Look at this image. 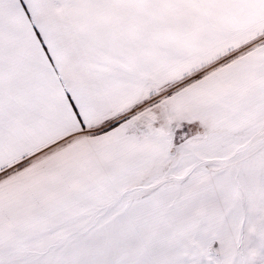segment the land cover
<instances>
[{
    "label": "snow or ice",
    "instance_id": "6c2138e0",
    "mask_svg": "<svg viewBox=\"0 0 264 264\" xmlns=\"http://www.w3.org/2000/svg\"><path fill=\"white\" fill-rule=\"evenodd\" d=\"M0 264H264V0H0Z\"/></svg>",
    "mask_w": 264,
    "mask_h": 264
}]
</instances>
